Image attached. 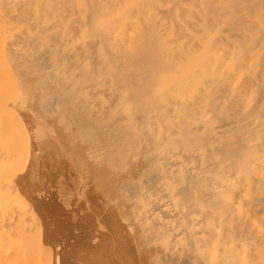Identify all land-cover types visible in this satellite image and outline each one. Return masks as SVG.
<instances>
[{
	"label": "bare ground",
	"instance_id": "bare-ground-1",
	"mask_svg": "<svg viewBox=\"0 0 264 264\" xmlns=\"http://www.w3.org/2000/svg\"><path fill=\"white\" fill-rule=\"evenodd\" d=\"M19 105L65 117L120 264H264V0H0Z\"/></svg>",
	"mask_w": 264,
	"mask_h": 264
},
{
	"label": "rangeland",
	"instance_id": "rangeland-1",
	"mask_svg": "<svg viewBox=\"0 0 264 264\" xmlns=\"http://www.w3.org/2000/svg\"><path fill=\"white\" fill-rule=\"evenodd\" d=\"M21 106L23 105L21 104ZM13 108H15V111H13ZM13 108L11 107L10 109H12L14 114L11 110L5 111L6 108H0V200H2L0 201V216L7 218L11 224L9 228L0 229L2 230V232L0 231V238L2 239V243H0V264H44L45 262H50L49 264H117V261L118 264H120L119 241L117 244V240H120V227L115 221V223L113 222L111 213L109 216V213L106 211H109V209L104 205L100 196L96 192H92V186L88 187L89 190L88 188L85 189L86 187L83 188L81 182L77 178L75 179L74 170L70 169L72 167L70 165V155L72 154H70L69 151L72 150L73 146L67 141V130L69 125L65 117L62 118L63 115L51 113V111L45 109L41 110V108H39V110L37 109L38 107L28 106L26 107L28 112L26 109L21 110V107L18 108V106L17 110L16 107ZM28 108L35 110L33 112L31 109L32 112H29L30 110H28ZM35 111L36 114H34ZM17 114L21 116V120L23 119V130L21 129V125L19 127V122L15 125L17 122L15 120H18ZM60 120H65L66 123L65 121L62 123ZM12 124L16 127L18 126V130ZM60 124L62 127H60ZM63 126L64 129L67 126L66 132L62 130ZM18 131H24L23 133L26 134L25 136H28V138L26 137L27 140L25 136H23L24 134H20ZM20 137L23 140L25 139L24 142L27 141L29 144L27 142L24 143ZM63 137H65V139ZM61 142L63 146H61ZM64 145H66V147H64ZM22 146L23 148H21ZM62 160L63 163H61ZM67 162L69 163L67 164ZM16 163H18L17 166ZM75 182L77 185H75ZM13 185L15 187H13ZM79 185L82 187L79 188ZM63 188L64 190H62ZM96 194L99 197H96ZM96 210L97 212H94ZM102 212L106 214L102 215ZM104 216L109 218V220L107 218L104 219ZM107 220L110 221V223L112 220V225L108 229L107 227H109L110 224ZM84 221L88 224L86 223L85 225ZM104 222H107V225L104 224ZM114 224L118 226L116 227L117 229L119 228L118 231H116L117 229L115 230ZM10 230H12L13 233L9 234L13 236H9V234L6 235ZM25 230L27 232H25L26 234L24 233ZM108 231L110 232L108 233ZM111 231L119 233H115L117 236L116 239L113 237L109 238L110 234L116 237ZM19 234L25 237L22 236L21 238L18 236ZM6 237H12V239L17 238L18 240L16 239L17 242L13 241L11 243L10 239ZM103 239L108 244L106 250L103 245L105 242H102ZM14 243L17 244H15L14 247L15 252L13 253L12 251L11 253L10 251L14 249L12 247ZM98 250L100 253L97 252ZM102 253L105 255H102V259H100ZM114 253L117 255L119 254L118 257H115L117 255ZM97 254L100 255V258ZM109 254H111V256ZM46 258L50 259L46 260ZM108 258L109 260H107Z\"/></svg>",
	"mask_w": 264,
	"mask_h": 264
}]
</instances>
